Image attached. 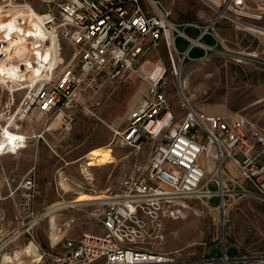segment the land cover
I'll list each match as a JSON object with an SVG mask.
<instances>
[{
    "label": "built area",
    "instance_id": "built-area-1",
    "mask_svg": "<svg viewBox=\"0 0 264 264\" xmlns=\"http://www.w3.org/2000/svg\"><path fill=\"white\" fill-rule=\"evenodd\" d=\"M16 2L0 3V84L11 93L0 123L1 153L18 154L27 146L29 137L20 133L25 121L39 113L48 119L62 115L67 127L84 88L120 86L131 75L143 76L148 93L127 124L114 130V142L140 151L149 140H160L145 171L134 175L124 190L105 198L103 231L68 238L56 264H239L240 258L227 248L220 249L219 257L211 249L186 259L138 246L150 222L180 217L185 199L210 203L217 199L213 207L224 230L239 202L251 198L264 203V129L240 113L199 111L183 90L186 112L179 119L166 91L167 67L156 63L145 71L150 53L164 46L170 70L177 76L180 63L195 46L214 49L201 42L208 34L217 39L210 26L200 29L196 39L191 37L186 29L195 25L176 22L162 0H60L43 13ZM263 2L221 0L218 17L248 18L255 15L253 4ZM13 6L20 11L17 28L10 22ZM179 39L189 43L183 50ZM65 43L74 49L68 64L62 56ZM18 91L24 96L13 110ZM36 199L37 173L32 167L17 203L21 225L10 238L30 233L45 216L47 208L34 214Z\"/></svg>",
    "mask_w": 264,
    "mask_h": 264
},
{
    "label": "rangeland",
    "instance_id": "rangeland-1",
    "mask_svg": "<svg viewBox=\"0 0 264 264\" xmlns=\"http://www.w3.org/2000/svg\"><path fill=\"white\" fill-rule=\"evenodd\" d=\"M59 1L17 0L16 3L26 2L36 12L43 13L54 9ZM162 1L172 9L176 22L195 25L187 27L188 34H198L200 29L210 26L209 32L217 35L218 39V45L210 44L214 49L195 46L189 58L180 63L177 76L170 70L171 61L164 46L153 51L148 58L145 71L150 72L156 63L168 69L166 91L177 117L182 118L186 112L181 95L183 90L199 111L209 114L240 113L264 129V35L248 30L240 22L264 29V2L253 4L254 14L261 16L259 19L251 16L235 20L230 15L218 17L221 0ZM10 11L13 14L10 22L17 28V14L20 11L14 6ZM192 36L196 39V36ZM201 42L204 43V40ZM62 46V56L68 64L74 49L67 43ZM134 77H137L138 84L133 85V93L143 89L142 86L149 88L143 76ZM131 93H127L125 103L116 110L120 115L128 107ZM128 120L127 115L124 125ZM159 141L149 140L140 151L111 142L105 146L108 147L103 153L106 155L97 161L88 160L93 155L90 154L74 166L71 183L76 188L62 195L57 202L47 203L44 208L74 201L81 194L108 196L121 192L134 175L145 171L150 154ZM216 202L217 199L212 203L199 199L183 200L186 208L180 217L150 222L138 246L179 253L186 259L200 257L211 249L213 255L219 257L222 254L220 249L227 248L231 256L240 258L239 264H264V203L251 198L239 202L229 213L224 230L219 223V214L213 207ZM105 209L102 201H84L43 216L30 229V233L0 240V248L3 247L0 249V264L5 254L15 257L18 253L20 260L8 264H56L57 257L65 251L64 243L68 238L103 231L102 214ZM42 210L34 209V214ZM52 217L54 223L50 220ZM249 257L257 259L250 260Z\"/></svg>",
    "mask_w": 264,
    "mask_h": 264
},
{
    "label": "crops",
    "instance_id": "crops-1",
    "mask_svg": "<svg viewBox=\"0 0 264 264\" xmlns=\"http://www.w3.org/2000/svg\"><path fill=\"white\" fill-rule=\"evenodd\" d=\"M198 34L192 33L196 37ZM189 35L193 37L191 33ZM202 40L207 45H218V40L212 35H205ZM179 41H182L178 42L180 48L188 46L184 39ZM134 76H129L120 86L111 83L104 87L94 84L84 88L83 99L72 109L73 121L67 127V120L62 115L48 119L42 113L23 123L20 133L29 137L27 146L18 154L0 152V240L10 237L20 228L17 203L22 193V182L32 167H36L37 173L34 209L38 211L74 189L71 181L75 164L83 162L93 149L114 142V130L126 125L124 118L130 116L148 93L146 86L133 93V85L138 84ZM128 92H132V98L120 115L116 110L125 103ZM15 96L17 102L13 110L19 106L24 93L18 91ZM10 97L8 89L0 84V123L4 121L6 114L3 110L9 105ZM84 106L89 107L91 112L85 111Z\"/></svg>",
    "mask_w": 264,
    "mask_h": 264
},
{
    "label": "bare ground",
    "instance_id": "bare-ground-1",
    "mask_svg": "<svg viewBox=\"0 0 264 264\" xmlns=\"http://www.w3.org/2000/svg\"><path fill=\"white\" fill-rule=\"evenodd\" d=\"M252 17L259 19V16H257V15H254ZM240 22L242 24H244L245 28H247L248 30L259 32V33H262L264 35V29L263 28L258 27V26L253 25V24H250V23L242 22L241 20H240ZM195 42H197V41H195ZM107 148L108 147H103V148H100V150H94V152L92 153L93 155L91 157H89L88 160L97 161L100 157H104L106 154H103V153L106 151ZM106 197H107V195L91 196V195H87V194H81L74 201H70L67 203H59V204H56V205L48 208L42 215L48 216L56 210L64 209V208H67L68 206L75 205L77 203H81L84 201H100V202L102 201V203H104ZM50 220H51V222H53L54 221L53 217ZM33 224L34 223H31L30 226H32ZM14 237H16V236H14ZM14 237H13V239H14ZM53 237H54V235H53ZM1 248H3V247H1ZM18 260H20V254L19 253L16 254L15 257L8 255V254H5L2 264L13 263L14 261H18ZM38 260H40V257L38 258Z\"/></svg>",
    "mask_w": 264,
    "mask_h": 264
}]
</instances>
